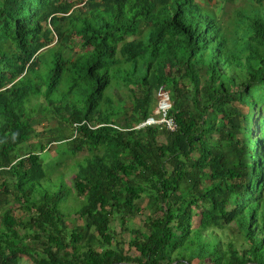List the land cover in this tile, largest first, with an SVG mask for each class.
I'll return each instance as SVG.
<instances>
[{
  "label": "trees",
  "instance_id": "obj_1",
  "mask_svg": "<svg viewBox=\"0 0 264 264\" xmlns=\"http://www.w3.org/2000/svg\"><path fill=\"white\" fill-rule=\"evenodd\" d=\"M212 1L0 0V264H264V0Z\"/></svg>",
  "mask_w": 264,
  "mask_h": 264
},
{
  "label": "rangeland",
  "instance_id": "obj_2",
  "mask_svg": "<svg viewBox=\"0 0 264 264\" xmlns=\"http://www.w3.org/2000/svg\"><path fill=\"white\" fill-rule=\"evenodd\" d=\"M201 1L204 2L203 0H201ZM206 1L208 2V0H206ZM250 2H252V0H213L211 4L212 5L217 4L218 7L219 6L224 7V14H223L224 19H231L234 17V14L237 12L238 9H240L242 7L245 8L247 5L250 4ZM168 95H169V93L167 90L157 92L155 94V102L153 104V108L155 109V112L157 114L160 112V111L158 112V107H159L160 102L163 99H167L166 97ZM167 101L170 104V100L167 99ZM122 109L124 111H126L125 107H122ZM123 110H122V114L124 113ZM161 113H162V115H160L159 117H157L153 121H150V123L154 122L155 120L158 123L164 122L165 111L161 110ZM151 118H153V117H151ZM145 123H147V121ZM32 124H33L34 129H35L33 132L34 136L29 141L24 142L25 144L23 145V151H22L23 153H27L31 150L38 149L37 146H36L37 148L33 149V146L31 144H37L39 142V140H42V139L45 141L46 137L52 136V134L54 133L53 131L56 130L57 128L61 129L67 137L73 135V130L71 129V127L69 125H58V122L56 120H54L49 115V112H48L46 120H42V119L37 118L36 120L33 121ZM64 145L65 146H63V148L65 149L67 147V145L66 144H64ZM57 146H58V144L56 142H52L48 145V148H47L48 150L46 149L47 152L46 151L43 152V161L45 162V164H50L52 161V156H53V158L55 156H60L62 159H64V161L60 165V169L62 171V174L57 173L55 175L56 181L60 184L64 177H65V179L68 180L73 175H75L77 168L74 170L73 166H71V168L69 166H70V164L74 163L73 161L77 160V158H81V157L79 155H74V156L72 155V157L69 155L63 156V154L59 150L60 148L58 149V152L56 151ZM63 148H61V149H63ZM261 152H262V148L260 147L259 153H261ZM57 153H59V155H57ZM67 154H70V153H67ZM78 200L79 199H77V198L70 197L67 200V203L65 205V209L67 210L68 206L71 208L75 207L76 204L79 203ZM141 203H142V206H144V205H146L147 202L145 200H143ZM17 212H19V211H17ZM142 219H143L142 215L137 216L134 220V225L142 227L143 230H145V228L143 227ZM114 227H115V230L118 232L117 233L118 239H120L121 236L122 237L124 236V238L126 240L129 238V234L121 230L118 222L114 223ZM119 234H121V235H119ZM223 235L226 238H231V239L234 238V235L229 228L223 229ZM22 264H31V263L27 260H24V262H22Z\"/></svg>",
  "mask_w": 264,
  "mask_h": 264
},
{
  "label": "water",
  "instance_id": "obj_3",
  "mask_svg": "<svg viewBox=\"0 0 264 264\" xmlns=\"http://www.w3.org/2000/svg\"><path fill=\"white\" fill-rule=\"evenodd\" d=\"M166 98L169 99V96H167ZM167 99H163L160 102L159 107H158V112L161 110L166 111V109L169 107L170 104L168 103ZM149 120L153 121L154 118H150ZM143 124H145V123H143Z\"/></svg>",
  "mask_w": 264,
  "mask_h": 264
},
{
  "label": "built area",
  "instance_id": "obj_4",
  "mask_svg": "<svg viewBox=\"0 0 264 264\" xmlns=\"http://www.w3.org/2000/svg\"><path fill=\"white\" fill-rule=\"evenodd\" d=\"M150 121H151V120L148 119L147 123H150ZM154 122H156V120H155ZM164 122H166L167 126H168L169 128H171V129H174V128L176 127V125H175L173 119H171V118H166V117L164 116Z\"/></svg>",
  "mask_w": 264,
  "mask_h": 264
},
{
  "label": "crops",
  "instance_id": "obj_5",
  "mask_svg": "<svg viewBox=\"0 0 264 264\" xmlns=\"http://www.w3.org/2000/svg\"><path fill=\"white\" fill-rule=\"evenodd\" d=\"M201 3H204V2H206L205 0H203L204 2H202L201 0H199Z\"/></svg>",
  "mask_w": 264,
  "mask_h": 264
}]
</instances>
